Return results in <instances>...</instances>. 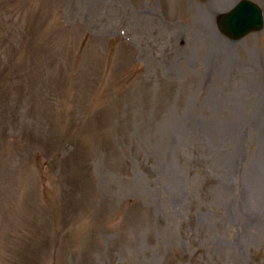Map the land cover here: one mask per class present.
<instances>
[{"label":"rangeland","instance_id":"374dc122","mask_svg":"<svg viewBox=\"0 0 264 264\" xmlns=\"http://www.w3.org/2000/svg\"><path fill=\"white\" fill-rule=\"evenodd\" d=\"M239 1L0 0V264H264Z\"/></svg>","mask_w":264,"mask_h":264},{"label":"water","instance_id":"95a60500","mask_svg":"<svg viewBox=\"0 0 264 264\" xmlns=\"http://www.w3.org/2000/svg\"><path fill=\"white\" fill-rule=\"evenodd\" d=\"M263 15L255 3L242 0L231 12L221 16L218 27L232 40H240L263 27Z\"/></svg>","mask_w":264,"mask_h":264}]
</instances>
